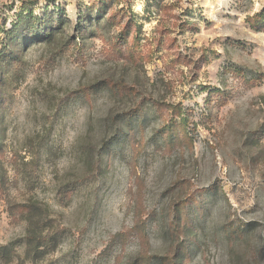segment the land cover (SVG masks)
Wrapping results in <instances>:
<instances>
[{"label": "rangeland", "instance_id": "obj_1", "mask_svg": "<svg viewBox=\"0 0 264 264\" xmlns=\"http://www.w3.org/2000/svg\"><path fill=\"white\" fill-rule=\"evenodd\" d=\"M89 6L0 0V71L22 10L65 11L1 74L0 264H264V0H113L82 38Z\"/></svg>", "mask_w": 264, "mask_h": 264}, {"label": "trees", "instance_id": "obj_2", "mask_svg": "<svg viewBox=\"0 0 264 264\" xmlns=\"http://www.w3.org/2000/svg\"><path fill=\"white\" fill-rule=\"evenodd\" d=\"M89 2L90 6L88 7V12L83 13L80 16V21L77 22L75 26V30L77 31L78 36L82 38L88 37L93 33V27H91L90 24L93 22L94 12L96 11L97 13L103 14L106 10V7H112L113 0H89ZM64 13L65 11L63 9L50 10L47 8L44 14L40 16L33 10H22V12L18 16L17 21L12 25L10 29L5 32L6 40L2 47V55H9V59L8 64L1 67L0 71V103L3 100V96L1 93L3 85L1 76L2 71H4L9 66L16 65V63L19 62V60L21 59V54L23 52L22 45H24L28 40L45 39L47 41H53L58 35V29H61L63 31V26L61 25L62 23H64ZM248 20L253 28L264 30L262 15H254L252 17H249ZM131 26L132 25H130V27ZM0 32H2V29H0ZM131 52L132 47H130L129 49V53ZM118 85L121 89L130 88V86L125 83H119ZM79 91L86 92V88H82ZM167 107L171 109V113L180 114L176 110V106L168 105ZM137 111L141 112V109L138 108ZM129 119L130 115H127L126 120L128 123ZM186 129L187 123L184 119L183 126H181L179 129L177 128V125L170 127L169 134H171L172 132L178 133L176 139L180 140V133H182L183 136L188 137ZM125 132L126 131H124L123 134H128ZM186 204V201L180 202L179 209H184L183 213L187 214ZM19 212H21L24 218H26L29 222V230L27 236L29 253H31L32 251H37L42 246V241L47 237L44 234V229L47 222L45 210L38 204L31 203L21 205V209H19ZM178 245L180 247L186 246L183 241L178 242ZM178 257L179 255H175L174 259L168 257L169 262H171L170 264H182L181 260L177 261ZM0 258L7 261L12 260L13 253L8 246L0 247Z\"/></svg>", "mask_w": 264, "mask_h": 264}]
</instances>
